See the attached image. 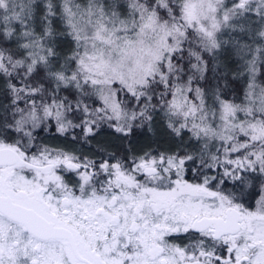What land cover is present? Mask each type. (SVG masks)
Wrapping results in <instances>:
<instances>
[{
	"label": "snow or ice",
	"instance_id": "6c2138e0",
	"mask_svg": "<svg viewBox=\"0 0 264 264\" xmlns=\"http://www.w3.org/2000/svg\"><path fill=\"white\" fill-rule=\"evenodd\" d=\"M0 264H264V0H0Z\"/></svg>",
	"mask_w": 264,
	"mask_h": 264
}]
</instances>
